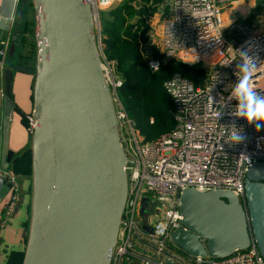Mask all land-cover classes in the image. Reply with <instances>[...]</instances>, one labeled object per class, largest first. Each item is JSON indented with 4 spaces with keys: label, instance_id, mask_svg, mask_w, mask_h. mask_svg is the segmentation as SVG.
<instances>
[{
    "label": "water",
    "instance_id": "1",
    "mask_svg": "<svg viewBox=\"0 0 264 264\" xmlns=\"http://www.w3.org/2000/svg\"><path fill=\"white\" fill-rule=\"evenodd\" d=\"M31 2L36 42L32 115L37 125L31 146L32 212L22 264H109L127 191L126 156L92 10L85 0ZM24 4L2 0L0 39ZM14 69L27 70L20 65ZM4 91L0 165L7 169L13 104ZM244 196L246 209L228 190L183 189L179 211L187 230L175 231L174 242L192 256L217 258L254 242L264 258L263 161L246 171Z\"/></svg>",
    "mask_w": 264,
    "mask_h": 264
},
{
    "label": "built area",
    "instance_id": "2",
    "mask_svg": "<svg viewBox=\"0 0 264 264\" xmlns=\"http://www.w3.org/2000/svg\"><path fill=\"white\" fill-rule=\"evenodd\" d=\"M90 4L101 54L100 12L113 0H85ZM232 0H153L137 7L157 5L166 15L160 22L157 41L147 26L149 42L144 50L155 71L166 59L200 63L205 68L201 85L179 73L164 86L173 102L174 127L153 140H144L134 129L120 99L119 77L110 82L118 134L126 156L127 191L117 240L109 264H264L254 242L224 257L192 256L176 244L172 234L187 230L181 223L179 196L185 188L199 191L221 189L233 192L245 202L244 181L248 168L264 162V126L257 128L241 115L243 100L237 85L246 68L252 75L250 87L264 99V24L248 25L241 16L226 14ZM150 12V10H149ZM148 12V13H149ZM227 15V18H225ZM11 36L0 39V73L6 69ZM154 46L159 57L150 55ZM105 58V57H104ZM108 63V62H106ZM108 83L109 76L103 66ZM5 91L0 86V98ZM1 117V112H0ZM37 120L26 115L32 134ZM243 137L236 141L233 136ZM0 183L10 189L0 218V230L12 217L21 199V181L0 165ZM146 199L143 204L142 200ZM146 211V212H145ZM141 217V220L137 217ZM147 227V229H145Z\"/></svg>",
    "mask_w": 264,
    "mask_h": 264
},
{
    "label": "trees",
    "instance_id": "3",
    "mask_svg": "<svg viewBox=\"0 0 264 264\" xmlns=\"http://www.w3.org/2000/svg\"><path fill=\"white\" fill-rule=\"evenodd\" d=\"M139 1L145 3L149 0H128L101 11L100 34L105 60L113 65L115 75L121 80L117 95L123 109L135 131L148 141L169 132L175 125L173 102L165 89V82L179 73L195 85H201L205 68L200 63L188 64L173 58L162 61L158 70L153 71L149 67L144 54L147 51L144 50L145 45L149 42L144 17L149 8L137 7L136 2ZM157 1L153 0V3ZM30 8V0H25L22 8L18 7L20 21L24 20L22 33L25 34L30 32ZM10 40L12 42V36ZM24 40L26 38L22 34L21 41ZM152 47L150 55L159 57ZM31 166V150H26L14 162L13 169L31 176Z\"/></svg>",
    "mask_w": 264,
    "mask_h": 264
},
{
    "label": "crops",
    "instance_id": "4",
    "mask_svg": "<svg viewBox=\"0 0 264 264\" xmlns=\"http://www.w3.org/2000/svg\"><path fill=\"white\" fill-rule=\"evenodd\" d=\"M1 3L2 0H0V6ZM26 6L28 9V4ZM18 13L17 9L14 13L10 30L8 31L10 36H12L6 64L8 67H6L3 73H0V86L6 88V91H8L7 96L13 104L7 139L8 169L12 172L15 171L13 169L14 162L24 151L31 150L32 146V134L28 131L24 120L26 115L31 114L33 110V87L36 71V67L34 69L31 65L30 58L27 61L22 55L24 50L22 46H20L22 42L21 37L22 34L25 36H27V34L22 33L24 20L20 21ZM21 55L23 56L22 58L24 61L19 59ZM17 65L23 66L27 70L22 71L14 69ZM8 72H10L9 79L7 77ZM3 98H0V154L2 147L1 129L3 120ZM14 173L18 175L21 181V199L17 204L12 217L7 221L4 228L0 230V264L23 263L30 228L33 190L32 175L27 176L20 172ZM9 195L10 189L8 185L0 183V218L2 217L3 209L9 199Z\"/></svg>",
    "mask_w": 264,
    "mask_h": 264
},
{
    "label": "rangeland",
    "instance_id": "5",
    "mask_svg": "<svg viewBox=\"0 0 264 264\" xmlns=\"http://www.w3.org/2000/svg\"><path fill=\"white\" fill-rule=\"evenodd\" d=\"M126 1L128 0H113V4L111 6L122 4ZM111 6L104 7L102 11L109 9ZM149 10L150 12L148 14L146 13L147 19H149L147 25L148 27L149 26L151 27V30H153V33L155 35V41H157L159 29H160V22L166 15L167 7L162 14L158 13L157 5L155 7L151 6ZM226 12L227 15L232 14L235 16L237 15L241 16L243 19H245L244 21L250 26L253 25V22L255 25L258 26L264 24V0H232L228 4ZM33 15H34V9L30 8V11L28 13L30 32L27 33V36H25L26 40L22 41L20 46H22L24 50L22 55L27 59V61L30 58L31 65L35 69L36 42H35V19ZM227 15H225V18H227ZM96 40L99 42L98 33H96ZM101 46L103 47L102 43ZM22 55L19 58L21 59V61L23 60ZM101 60H102V65L105 66L108 71V76H109L108 84L111 90L110 82L113 81L114 77L116 76L114 73V68L111 63L109 62L106 63L107 61L105 60L104 55L102 54H101ZM137 217L141 220V217L138 215V212H137ZM127 263L128 262L124 259L123 264H127Z\"/></svg>",
    "mask_w": 264,
    "mask_h": 264
},
{
    "label": "clouds",
    "instance_id": "6",
    "mask_svg": "<svg viewBox=\"0 0 264 264\" xmlns=\"http://www.w3.org/2000/svg\"><path fill=\"white\" fill-rule=\"evenodd\" d=\"M245 74L237 85V94L243 100L244 109L241 112L249 123H255L257 128L264 126V99H261L257 93L250 87L252 75L248 74L246 68H242ZM233 139L242 140L243 137L235 135Z\"/></svg>",
    "mask_w": 264,
    "mask_h": 264
},
{
    "label": "flooded vegetation",
    "instance_id": "7",
    "mask_svg": "<svg viewBox=\"0 0 264 264\" xmlns=\"http://www.w3.org/2000/svg\"><path fill=\"white\" fill-rule=\"evenodd\" d=\"M244 208L246 209L247 208V204H246V201L242 203Z\"/></svg>",
    "mask_w": 264,
    "mask_h": 264
}]
</instances>
